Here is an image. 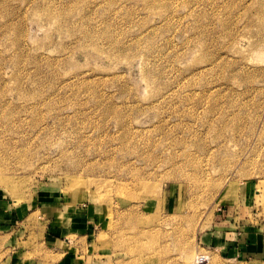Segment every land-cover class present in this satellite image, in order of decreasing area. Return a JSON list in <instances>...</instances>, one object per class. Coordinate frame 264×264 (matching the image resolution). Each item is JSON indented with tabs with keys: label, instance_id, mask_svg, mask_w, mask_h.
<instances>
[{
	"label": "rangeland",
	"instance_id": "374dc122",
	"mask_svg": "<svg viewBox=\"0 0 264 264\" xmlns=\"http://www.w3.org/2000/svg\"><path fill=\"white\" fill-rule=\"evenodd\" d=\"M81 204L93 264H214L218 207L264 222V0H0V264Z\"/></svg>",
	"mask_w": 264,
	"mask_h": 264
},
{
	"label": "crops",
	"instance_id": "0c3cea01",
	"mask_svg": "<svg viewBox=\"0 0 264 264\" xmlns=\"http://www.w3.org/2000/svg\"><path fill=\"white\" fill-rule=\"evenodd\" d=\"M76 209L66 208L60 217L49 218L43 264H93L84 251L96 217L85 204ZM244 211L220 206L210 224L198 232L196 244L214 254V264H264V222L246 220Z\"/></svg>",
	"mask_w": 264,
	"mask_h": 264
},
{
	"label": "bare ground",
	"instance_id": "6f19581e",
	"mask_svg": "<svg viewBox=\"0 0 264 264\" xmlns=\"http://www.w3.org/2000/svg\"><path fill=\"white\" fill-rule=\"evenodd\" d=\"M107 222H108V217H107ZM115 229H116V228H115ZM119 232H120V230H119ZM203 256H205L207 259H208V257H209L207 254H206V255H203ZM196 258H197V259H196V262H198L199 255L196 256ZM189 261H190V258H189V256L186 255V256L184 257V263L186 262V264H188ZM189 263H190V262H189Z\"/></svg>",
	"mask_w": 264,
	"mask_h": 264
},
{
	"label": "built area",
	"instance_id": "2783aa9c",
	"mask_svg": "<svg viewBox=\"0 0 264 264\" xmlns=\"http://www.w3.org/2000/svg\"><path fill=\"white\" fill-rule=\"evenodd\" d=\"M204 261H207V258L203 255H200L199 256V259H198V262H204Z\"/></svg>",
	"mask_w": 264,
	"mask_h": 264
}]
</instances>
